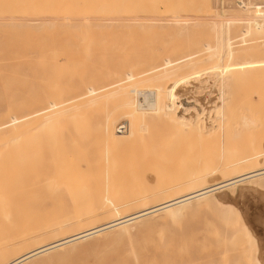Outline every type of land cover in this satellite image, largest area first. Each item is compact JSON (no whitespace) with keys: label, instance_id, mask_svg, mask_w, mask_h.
I'll return each mask as SVG.
<instances>
[{"label":"rangeland","instance_id":"rangeland-1","mask_svg":"<svg viewBox=\"0 0 264 264\" xmlns=\"http://www.w3.org/2000/svg\"><path fill=\"white\" fill-rule=\"evenodd\" d=\"M34 1L35 0H29V1L28 0H0V15H8L9 12H10V14H15L17 16L20 15L18 18L16 17L15 20L14 19L0 20V56H2V57H0V72H1L0 73V84L3 85L2 87L0 85V90L1 91L4 90L2 92L0 91V94L3 95V96L1 95L2 97L0 96L1 97L0 102L4 101L5 105L7 104V102L10 99L15 98L13 96H11L12 98H10V99L8 98L10 96L11 92H13V94H14L17 91L20 92V90H22V94L17 92L21 95L18 97H20V99H30V98H28L29 96H31V98H32V97H34L33 94L35 95L37 92H42V90H44L43 92H50L52 90H57V91L58 90H62V91L66 90L67 91V90L75 89V88H77L83 84V82H84L85 78L87 77L89 71L94 73L93 70L95 69V67H97V68L101 67L102 68V66H103V68H104L105 61H106L107 67L114 68V66H116V68L118 69L119 72H121L122 70L123 71L129 70L131 68L130 70L134 71V73H136L135 71H139V70L143 69L147 65L162 63L163 62L162 59H164V58H170L171 60L176 61L179 59V57H181V53L183 55V53L185 54L187 51H193L194 50L193 46L190 43H192L194 45V47L196 49L194 51H197V50L201 49V47L203 48V45H201L202 43L204 44V42L205 43L211 42L214 40V37L218 35V32H216L215 30L211 31L208 24H204V23H206V21H210L211 19L212 20L215 19L216 17L214 15H216L218 12H219V14H221V13L224 14V12H225V16H231V15H235L234 13L238 14L237 11H239L237 5L234 6V4H236V3H234L236 0H188L187 2H185L187 4V6H185L184 9H183V7H181V9L179 10V11L183 10L184 12H179V13L191 14V16L198 18L195 20H198V22L203 23V24H195V25L189 24V25H187L185 27H181V28L177 25H169V26H165L163 28H158L157 33H154V34H153V31H150L154 36V37L151 36V38L152 39L155 38L156 41H154L150 38L148 39V37H150V34H149L150 32H148V30H153L154 28L148 29L150 27V25H148L147 22H145L146 25H144L145 23L141 24V22H140V23H136V24L132 23V24H127V25L122 24L121 26H120V24L110 26V28H113V29L107 30L108 31L106 34L107 37L105 36V31H106L105 28L108 29L109 27L105 26V28H102V31L104 29V31H103L104 37H103V34L100 33V35H102L100 37L103 40L102 42H104L105 40L107 41V42H105V46H104V44H102L103 47L106 49V51H105V49L103 47L102 48L104 50L99 48L100 44L96 43L97 41L94 40L96 37H98V35H99L98 32L99 31L102 32L101 28L99 29L98 27H97L98 28L97 31L99 30L98 32L96 30H94V29H96L95 25H94L95 27H92L93 26L92 25L90 28H86V25L83 24L82 22H77V21L76 22H70V21L68 22V21H65L62 19L59 20V18H57L56 20L53 19L55 22L54 21L52 22V20L51 21L47 20V21H45V23L44 22L43 23L36 22L34 24H27V23H25V20L27 18H31V17H43L44 16L43 14H46L45 16L47 17V15L50 16V15L56 13V11H58V13L68 12V14H69L74 9L76 12H74V14H73V12H72V14H69V15H72L71 17H73V15L76 16L77 14L75 15V13H78V12L80 14L78 13L79 15H77V16H80V15L83 16L85 13H87L86 10H88L90 12V13L88 12V14H91V13L97 14V12H98V14H108L109 12H110L109 14H112V13L113 14H117V13L120 14L119 12H121V15L122 14L123 15H125V14L130 15L132 13L133 15L136 14L137 16L138 15L139 16H142V15L146 16L148 13L151 12V9H152V8L148 7L152 4V2H150L151 4L149 3V1H151V0H135V1L134 0H127V4H125L126 0H122L121 3L120 2L118 3L119 5L117 7V8H120V6H121L122 8H120V11L118 9L119 12H117V13H116L117 8L111 7V5L114 6V2H115V5L117 6L116 2H118V1H115V0H112L113 4H111L110 6H108V5H109V3H111V0H107V1L106 0H89V1L88 0L87 1L86 0H63V1L62 0H37L35 2ZM84 1H86V2H84ZM157 1H159V0H157ZM245 1H250V2L255 3L257 5H263L264 6V3H263L264 0H245ZM32 2L34 5L32 4ZM105 2H108V4L106 5ZM132 2L135 5V7H133V9H132V6H134V5L130 6L132 4ZM135 2H137V3H135ZM55 3H56V5H55ZM82 3H83V6H82ZM88 3H90V5ZM99 3H101V4L99 5ZM124 4H125V6H123ZM143 4H145V5L143 6ZM158 4L161 5V3H158ZM57 5L59 7V10L57 9ZM66 5L71 6V7H69V10L67 9L68 7ZM78 5L80 6V8H78L79 7ZM101 5L102 6L106 5L107 9H105V7L101 8L102 7ZM136 5H139V6H136ZM203 5H205V6H203ZM98 6L101 9H99ZM183 6H184V4H183ZM124 7H125V9H124ZM63 8H64V10H63ZM96 8H97V10H96ZM135 8H137V9H135ZM186 8H188V9H186ZM65 9H67V10L65 11ZM79 9L81 12L83 11L85 13L82 12L83 13L82 14L79 11ZM111 9H112V11H111ZM131 9L134 11V13ZM90 10L91 11L95 10V13L91 12ZM98 10H101L103 13L101 11L99 12ZM11 11L14 13H12ZM52 11H54V12H52ZM1 12H4V13L2 14ZM211 12L214 14V15L212 14L213 16L211 15ZM251 12H253V13H251ZM37 14H40L41 16L40 15L37 16ZM250 14L260 15V16L264 15V7L259 8V9L258 8L257 9L252 8V9H250ZM46 22H48L47 26H46ZM50 22H52V23H50ZM37 23H38V25H37ZM55 24H56V27H55ZM81 24H82V27L80 26ZM129 25L132 27H130ZM174 26H175V28H174ZM191 26H192V28H191ZM254 26L256 27L255 29L253 28V30H254L253 35L254 36L252 35L253 30H251L250 31L251 32V34H250L251 39H250V35H248L249 39H248V41H246L242 45V47H241V44L240 43L238 44V42H236V41L238 40L237 35H240V31L244 27V25L241 23H236V24L230 26V35H229L230 38H232V40L237 39L234 41V43H232L233 49L235 48V52L233 53L232 60L237 62L236 63L237 65L235 63H234L235 65H233V61H231V63L229 64L231 66V69L233 70V72H231L229 65L227 66V70H225V72L222 71V67H220V69L218 68L219 66H223L222 63L224 61L223 60L224 58L222 56H219V58H220V60L218 59L219 61L218 60L215 61L218 64H220V65L217 64L216 65L217 67H215V66L213 67L212 64L208 65V64H206V62H200V63H202L203 67L197 66L198 67L197 69L190 72V74L192 73V75H190V76L188 75L189 71H183L184 68H186L187 70L189 69V67H186L184 65V62H180V64L178 63L179 65L177 64V66H181V67L178 68L176 73L181 74L180 72L183 71L182 76L187 74L188 77L187 76L181 77V78H184V79L180 80V82H179V83H181V86L180 85H179L180 87L177 86V89H179L180 92L178 91L177 95H175V98L173 99V102H172V104L174 106V112L179 114L180 116H185L188 118H192V117H195L197 115H199V117H201L202 120L204 118L205 120H203V124L206 127L205 129L209 130V128H210V130H212V133H211L212 136L211 137H213V139L211 137H209L210 133L208 134V137H206V135H204L205 138H199V137L196 138L194 136L191 137L188 135L179 134L178 132H173L174 128H173V126H171V124L169 122H165L163 119L161 120V119H158L156 117V118L148 119L147 121L146 120L143 121L146 123L147 129L142 130L143 132L141 131L142 136H140V137L136 136L135 140H132L134 142H130L128 144L127 143L117 144L116 147L112 149L115 153L110 152L111 151L110 149L102 150L105 147H107V145H105L106 141L102 140L101 138H98V136L95 135L94 133L89 135L88 133L85 132V133H83L82 136H74V137L70 136L69 138L62 137V138H60L61 140L58 139L56 141H51V142L49 141L50 144L48 142H46V144H44V146L48 150L47 151L48 158L54 159L55 164H58L60 168L69 169V170H72L74 172L79 171V172H86L88 174H90L92 172L94 174V173H97L98 171H101V170L108 168V169L112 170L114 172V174H116V176H118V177L122 176V178H120L119 181L113 182V183H111V185L115 186V187H120L121 189H124L123 190L124 193L137 192V191H141L144 188H146L148 190L152 188L153 190H155L154 188L158 187V186L168 188L169 185H172V184H174V185L178 184V185L176 187L177 191H173L174 188L172 190L171 186H170L171 191H173L174 193H179V192L185 190L186 188H189L190 186H192L191 185L192 183H189L191 181V176H190L191 172H193L195 175L197 173V171L201 170V168L203 169V167H204V169H210V168L215 166V165L212 166L209 164L208 166H211V167H207V165L206 166H205V164L203 165V163H204L203 161H205V160H203L202 161L203 167H202V165L199 164V162L202 160V158H201L202 155H196V151H194V149H195L194 146H196V149L198 148V151H199V148L201 149V147H204L207 144L208 145L212 144L213 148L211 149V151H213V149H216V150H218L220 155L216 154L215 153L216 151L214 152L215 154H213V152H212V154H210V155H209V153L205 154L206 152L203 153V151H204L203 149H202L203 151L202 150H200V151H202L201 154H205L203 156L215 155L214 156L215 158L217 157V155L218 156L222 155V157L225 155V153H223V154H221V153L223 152L222 150H224L223 148H225V146H226V148H228V149L225 150L224 152H226V157L228 158V160L225 156H224L225 158L223 157V160H222V157H219L220 161L218 160V158L215 161H213L214 160L213 158H212L213 160H210L211 158L209 159L211 161V162L209 161L210 163L214 162V164H217V166H220V167L222 165H225L223 162L228 163L229 159H231V161H232V159H234V161H235V159L238 158V159H236V161H237V160H239L241 155L242 156H244V155L245 156L246 155L251 156L253 154H255V157H254L255 161H254L253 157L251 156V157H249V159L252 158L251 163L254 162L253 165H256V166L264 165L263 163L260 164L261 160L263 159L261 156L264 154V152L263 153L261 152V154H262L261 156L259 153L260 151L264 150V148H263L264 147V130H263L264 129V67H263L264 66V48H261L264 46H260L264 42L263 41L264 24H258V25H254ZM254 26H251V28ZM26 27H28V28H26ZM43 27H45L46 29ZM52 27H53V29H52ZM77 27H79V29ZM83 27H85V29ZM133 27L138 28L137 30H135V32H133L135 34L132 33L133 30L132 31L130 30V28L135 29ZM143 27H145V29H143ZM61 28H62V30H61ZM91 28H94V29H92V30H94L93 35H95L96 37L94 36L95 37L94 38V37H91L92 35H90L91 39L89 37H86V36L84 38L85 30L88 29V31H89V30H91ZM126 28L129 31L128 35L124 34V33H126L125 32ZM257 28L260 29V30L258 29L260 32L259 33L260 35L257 34V32L255 33V31H257ZM1 29H3L4 31ZM21 29H22V32H21ZM32 29H33V31H29ZM73 29H75V30H73ZM77 29L79 31H76ZM123 29H124V32H122ZM26 30H28V31L26 32ZM110 30H112V33H110L111 32ZM54 31H55V33H54ZM261 31H262V33H261ZM42 32H43V34H42ZM90 32H87V33H90ZM136 32H138V34L141 33L140 34L141 36H142V33H144L143 36L145 35L148 37L142 38L139 35L140 37H138V38H141V39H140V42L139 41L137 42L138 39H136L135 36H133V38H132V36H130V34L131 35H137ZM234 32H236L237 35L235 34V36H234ZM26 33H28V34H26ZM95 33L98 35H96ZM120 33H121V35L119 36ZM174 33L177 34L176 38H178V41L175 40V38H174L175 36H173V35H175ZM178 33L182 34V36H179ZM110 34L111 35L112 34L113 35L118 34V35H116L117 36V38H116L113 35L111 36ZM66 35H68V37H65ZM108 35L111 36L112 41L110 40V37H108ZM27 36H28V38H27ZM87 36H88V34H87ZM255 36H259V37H255ZM52 37H53V39H52ZM61 37L63 38V40ZM64 37H65V39H64ZM254 37H255V39H254ZM86 38L87 39L89 38V39L87 40ZM92 38L94 41H91ZM113 38L116 40V41L114 40V42H118V45L116 44L115 47L113 45L114 44ZM145 39H147V41ZM186 39H187V41H186ZM97 40L100 41L101 39H97ZM118 40L122 41L121 44H119ZM169 40L172 42H169ZM246 40H247V38H246ZM25 41L26 42L30 41V43L29 42L28 43L30 45L32 44L31 48H29V45H27L28 43H26ZM38 41H40V43ZM42 41L45 43L47 42V46H49V47H50L52 41H53L52 45L54 43L57 44V42H59L61 47L58 44H57L58 46H56V44L54 45L55 47H57V49L56 48L55 49L57 50L56 54L58 55V57H59L58 53L62 50L67 49V48H69V49L71 48V50L73 52L70 51L71 54L69 55V57L67 59L62 60V57H60L62 62L60 61V62H58V64H56V61H54L55 59H53L56 57L55 53H54L55 49L53 51L51 49L52 46L50 48H48L45 45L47 48L46 49L45 46L43 45L44 43ZM61 41L63 42L64 46H62ZM64 41H66V42H64ZM83 41H84V43L87 41L86 44H88V45L85 44V46H84L85 48L87 46H90V44L95 45V43H96L99 47L97 45L96 46L99 49H101V50H99V52H98L99 54H98V53H96L97 50H95V52L93 53V51L91 49L93 47H87L88 51L92 52V58L94 57L93 60L89 59V57H90L89 55H91V54L85 53L87 51V49H84L83 50L84 52H81L78 49L79 47L77 48V46L79 44H80L79 46H82L81 43ZM141 41H142V43H141ZM164 41L166 42L165 44H167V46L169 45L168 47L163 46ZM34 42L38 43V44H36L37 46L35 45ZM68 42H70V43H68ZM22 43L23 44L26 43V46H23ZM74 43H77L78 45H76ZM106 43H107V45H106ZM135 43L136 44L138 43V45H136ZM259 43H261V44H259ZM33 44L35 46L34 47L35 49H37L36 47L40 46V44H41V46L38 48L39 50L38 49L34 50V48L32 47ZM70 44L72 46H70ZM134 44H135V46H134ZM20 45H21V47H20ZM119 45H121V48H118L119 49L118 53L113 51V50H117L116 48L119 47ZM124 45L129 46V47H126V49H128L131 52H128V50H126L125 47L122 50ZM255 45L258 47L255 48L256 47ZM58 47L60 48V50H58ZM64 47H66V48H64ZM84 47L82 46L80 48V50L83 49ZM43 48H45L46 51H48L47 54L45 53V49H43ZM20 49H22V50H20ZM40 49H41V51H40ZM42 49L44 50V52ZM50 49H51V51H50ZM69 49H67V50H69ZM110 49H112L111 50V52L113 51L112 53H108V51H110ZM242 49H244V50H242ZM246 49H247V51H246ZM254 49L255 50L257 49V51H254ZM23 50H27V51L25 52ZM93 50H94V48H93ZM237 50L242 51L243 53H244V51H245V53L247 52L246 58H244L245 53L241 54ZM21 51L23 53H21ZM41 52H43V54H41ZM49 52H51V53L53 52V54L51 55V53H49ZM106 52H107V54H106ZM120 52L121 53L124 52V53L120 54ZM248 52H249V54H248ZM39 53L42 56H45L44 58L42 57L43 58L42 60L40 58L41 56ZM101 53H103V54H101ZM116 53L118 56L116 55ZM235 53L239 57L234 55ZM21 54L23 56L26 55V57H28L27 59L31 58L30 59L31 61L33 59V63L34 62H36V63L42 62V64L44 63L47 70L45 69L44 65L41 66L40 64H37V66L39 65V68L37 69L38 71L35 70L36 69L35 68L36 63L32 64L33 66L35 65V67H34L35 69L33 67H31L32 69H30V67L29 66L27 67L26 65H30L31 63L29 64L27 62L28 60L25 57H23ZM72 54L74 55L73 57L76 56V59L82 55L80 57L81 59L76 60L75 58H71ZM75 54H77L79 56L77 57V55H75ZM28 55H30V56H28ZM123 55L126 57L123 58L124 57ZM248 55H250V56H248ZM53 56H55V57H53ZM22 57L27 60V61L26 60L25 61L28 64H25L26 62L24 63L23 61H21L22 59H20V58H22ZM49 57H50V59H49ZM103 57H104V59H102ZM105 57L107 60L105 59ZM39 58L41 61H39ZM51 58L53 59V62H52ZM127 58H129L130 60ZM235 58H237V59H235ZM248 58L249 59L251 58V60H249ZM44 59L45 60L47 59L46 63L44 62L45 61ZM86 59H88V60H86ZM95 59H96V61H94ZM13 60H15V61H13ZM69 60L70 61L72 60L73 63L70 62ZM100 60H103V61L105 60V61L103 63V61L100 62ZM124 60H125V62H124ZM241 60H242V62L245 61L246 64H248V66L246 65V66L242 67L243 63L241 62ZM247 60H249V62H251V64H253V65L250 64V66H249V62H247ZM253 60H255L257 62H255ZM64 61H65V63H67L66 65L68 67L66 65H65L66 67L63 66L62 63ZM87 61L89 63L88 65H87ZM221 61H222V63H221ZM22 62H23V64H22ZM83 62H86L85 66H84ZM94 62H95V64H94ZM96 62H98V63H96ZM17 63H18V66H16ZM200 63H198V64H200ZM21 64L23 66H26V67L20 66ZM90 64L91 65L94 64V65L92 67H90L91 66ZM135 64H136V68L134 66ZM213 64H215V63H213ZM231 64L233 65V67ZM13 65L15 66V68L13 67ZM206 65L208 68L206 67ZM240 65H241V67H239ZM40 66L43 67L42 68L43 71H42ZM51 66L54 67V68H52L53 70H50ZM106 66L104 69L107 68ZM209 66H211V67H209ZM182 67H184V68H182ZM236 67H238V68H236ZM77 68H78V70H77ZM214 68H216V70H218V71H216ZM244 68L245 69L247 68V70L249 69L248 73H247V71L244 72ZM28 69H30V71L32 70L31 71L32 73L28 72ZM109 70H111V69H109ZM196 70H198V71H196ZM235 70H238V72L239 71L240 72L237 73ZM33 71H34L35 75L37 74L36 75L37 77L36 76L34 77V75H32ZM4 72H5V74H4ZM43 72H45L46 74H43ZM195 72L197 74H194ZM242 72H243V74H245V76L242 75L243 77L241 76ZM106 73H107V71L105 70L104 74H106ZM220 73H222L224 75H222ZM27 74L29 75V77H31V79L34 77L33 78L34 82L27 78L28 77ZM237 74H238V78H236ZM64 75L66 76V78H63ZM216 75L218 76L219 80L216 79L217 78ZM24 76L25 77L27 76L26 78L28 80L25 81V79H26L25 78L24 81H22L23 84H21L20 81H21L22 77H24ZM49 76L51 78H49ZM239 76L241 78H239ZM37 78H39L40 81L39 80L37 81ZM187 78H189V79H187ZM232 78L234 79V82H235V84H233V85H231L232 83H234L232 81L233 80ZM65 79L66 80L68 79V80L65 81ZM214 79H216V80H214ZM29 80H30V82H29ZM69 80L70 81L72 80L71 83H73V84H71ZM236 80H237L238 84L236 83ZM31 81H32V84H31ZM140 81L142 84L141 83L138 84L137 88L145 89V87L146 88L150 87V85H148V84H150V83H148L150 81H147V80L145 81L142 78L140 79ZM142 81H145V82L143 83ZM170 81H172V79L168 80L166 83L169 84ZM212 81H215V82H212ZM216 81H217V83H216ZM13 82H16V83H13ZM25 82L26 83L28 82V84L26 85ZM39 82L42 84V86L44 85L45 87L44 86L41 87V84ZM242 82H243V84H242ZM4 84H6V85L4 86ZM24 84L26 85L27 88L26 87L23 88V89H25L23 91V89H21V88L24 86ZM37 84L39 85L38 87L35 86ZM230 85H231V87L236 86V88L239 86V88H237V89L234 88V90H236V91L239 90V92H236V93L232 92L233 93L232 94L228 90L231 88ZM5 87L7 89L9 88L10 91L11 90H13V91H11L9 94V93H7L9 91L6 90ZM30 87H31V89L33 88V90H30ZM35 87H37V89L39 87H41V90H40V88L38 90H36V89L34 90ZM233 87L230 90H232ZM13 88H15L16 90ZM28 89H29V91H28ZM150 89H152V88H150ZM211 89H212V92H211ZM222 90H223V92L225 91V93L227 95L230 93H231L230 94L231 96L234 95V93L236 95L235 101H232L233 99H231L232 98L231 96L228 97L231 99V100L229 99V102H228V103H230V106H231V108H229V105H228L229 109L227 108V106H224L227 104L226 101H228V98H227V100H225L226 104H221L222 102L220 99H217V98L215 99L216 96L217 97L221 96ZM214 91H216V92H214ZM228 91H229V93H228ZM251 91H252V93H249ZM255 91L257 93H254ZM17 93H15L16 96H17ZM26 93H27V95H25ZM238 93H239V96L237 97ZM259 93H260V95H259ZM139 96H140V94L138 95V97ZM256 97H258V98H256ZM233 98H234V96H233ZM112 99L116 101L115 104H114V101H111ZM109 101H111V102H109ZM109 101H107V103H104L103 105L105 107H107L106 105H108L109 109L115 108L119 105V96L116 95V96L110 98ZM165 101L169 102L168 99H165ZM230 101H232V102H230ZM4 104L2 103L1 104L2 106L0 105V108H3L5 106ZM215 105L216 106L221 105V107L219 108L220 113H219V111H218V113L214 112L213 109H215V107H214ZM222 107H226V109L223 108L224 112L228 111V112H226L227 116H225V118L227 117L226 122H227L228 128L225 126L227 128V131H226V129L223 130L224 125H223V121L221 119L223 117L222 115H224V114L222 111ZM242 113L245 114L246 116H247V114L251 116V117L250 116L249 117L247 116V117L249 119L251 118L250 124H252V125H250L248 122V124L246 126L247 128L245 127L246 129L241 131V133H242V134H240L241 136H238V133H237L236 138H233V137H231V135L234 133V135H232V136L235 137V129L234 128H236V125L238 124L237 122H239V118L241 117V115H243ZM191 114H192V117H191ZM219 119H220V123H219ZM215 120H218L217 121L218 123ZM118 122L119 123H116V124H118V125H116L117 127L121 123L125 124V123H123V120H120ZM216 123H217V125H216ZM83 124L84 123L79 124V123H74L73 121H69L66 124V127L74 135L75 133H73V132L77 131L78 129H83V127H84ZM71 125H72V127H71ZM73 127H75V128L73 129ZM169 127H170V129H169ZM212 128H214V129H212ZM170 130H172V131H170ZM174 131H175V129H174ZM215 132L216 133L218 132L216 134L217 136L214 135ZM223 132H225V135L227 138L223 135L224 134ZM172 133H173V135H172ZM227 133H228V135H227ZM175 134L178 136H176ZM218 134L220 135V137ZM215 137L216 138L219 137L217 139H218V142L220 141L219 142L220 145H218V142H217ZM229 137H230V139H229ZM181 138H183V139H181ZM238 138H239V140H238ZM196 140H197V142L199 141L198 144H196L197 142H194ZM232 140H234V141H232ZM181 141H184V143ZM230 141H231V143H229ZM155 142L158 143L156 146H159L160 144H162L164 146V145H166V143H168L167 145H169V147H168L169 151H165V152H168L167 156H169V157L164 156V155H162V157H160V155L163 154L162 153L163 150H160L161 148L160 149L153 148L154 146L152 147L151 145H153ZM260 143L262 146L260 145ZM57 144H59V147ZM76 144H77V146H76ZM194 144H196V145H194ZM104 145H105V147H104ZM162 145H160V147H162ZM172 145L177 146V148L174 146L172 147ZM197 145H198V147H197ZM232 145L234 148L232 147ZM100 146H103V147L101 149H98V148H100ZM188 146H192L194 149L190 148L192 151H189ZM260 147H261V149H260ZM154 149L155 150L157 149L160 151V152H157L158 153L157 156L155 155V159H153L154 157L152 155L155 151ZM238 149H240V150L237 151ZM99 150H100V152H98ZM150 150H153V153H152V151L150 152ZM103 151H108V154L110 152V155H108L107 153H105ZM119 151L122 153L121 155H124V156L126 155L125 156L126 158H124V156H119V153H120ZM227 151H229V152H227ZM231 151H232V153H230ZM240 151H242L243 154L242 153L236 154L237 152L239 153ZM51 152L53 153L54 156H52ZM59 152H61V153H59ZM101 152H103L105 154L102 155L103 153H101ZM209 152H210V150H209ZM111 153H113V154H111ZM257 153H259V156L257 155ZM64 154L65 155L69 154L68 159ZM106 154H107V156H106ZM197 154H198V152H197ZM61 155H63V156H61ZM130 155H131V157H130ZM256 155H257V157H261V158L257 159ZM103 156L104 157L106 156V159L108 157L106 162L104 161L105 158ZM109 156L112 158V160L109 159L110 158ZM116 156H118L119 159ZM58 157H59V160H58ZM72 157H74L75 159ZM163 157H164V159H163ZM69 158H70L71 162H69L70 161ZM160 158H162V159H160ZM242 158H245V157H242ZM38 159L41 162H45L47 160V158L44 157L43 155H39ZM249 159H247V161ZM67 160H69V161H67ZM85 160L86 161L88 160L89 164L91 165V163H92V165L86 166V164H88L87 162H86V164L83 165V163H85ZM108 160L110 163L108 162ZM124 160H125V162L122 163V161H124ZM256 160H257V163H256ZM3 161H4L3 156H2V153L0 152V196H1L0 199L3 197L2 196L3 195L2 192L4 189L3 187H4V184L6 183V177H5V173L3 170V167H4ZM115 161L118 163H115ZM104 162H105V164H110V167H107V165H105ZM206 162H208L207 159H206ZM215 162H217V163H215ZM248 162L250 163V161H248ZM262 162H264V159L262 160ZM121 163L123 165H125V167L122 166ZM221 163H223V164L220 165ZM241 163H242V161H241ZM249 163H248V166L250 165ZM111 164H113V165L115 164V167L116 166L117 167L115 168ZM152 164H154V165H152ZM206 164H208V163H206ZM246 164H242L243 167ZM242 165L241 166L238 165V166L241 168ZM132 166H134V168L135 167L136 168L134 169ZM239 167H234L233 165H231L230 169L228 170V173H235V171L240 170ZM250 167H251V165H250ZM127 168L129 169V171ZM155 168L157 170H154ZM236 168H238V169L236 170ZM125 169H127V170H125ZM136 169L138 170V173H137V171H135ZM130 171L133 173H131ZM193 173L191 175H193ZM230 175H232V174H230ZM6 176H8V173L6 174ZM91 176H93V175H91ZM88 177L91 178L90 176H88ZM261 177H264V176H261ZM193 179H194V177H192V180ZM257 179L258 178H251L249 180L238 182V183H235L231 186L224 187L222 189H217V190L211 192L209 194V197L212 198V195H213V198L217 201V202H215L217 205L215 203L207 202L205 200H192L189 203L190 205L189 206L187 205V207H189L190 209L185 207L184 212L182 210L183 214L180 213L179 215H177V217L181 216L179 218L180 219L179 223L177 221H174L178 218H175L173 220L174 217L172 218V217H170V215H167V217L165 216V218L161 217L164 220L161 219V221H159V218L156 216H163L160 212L157 214H154V220L155 221L153 220V218H151L153 215L152 216L146 215V216H144V218H142L143 221L145 220V223L141 222V224H139L140 226L139 225L131 226V228L133 230H131V228H130V232H129L130 238H129V236H127L129 239L127 237H125V238L123 237L122 241L119 239V241H121V243L119 244L120 247L118 245V241H116L115 243L112 242L113 236L111 237V235L112 234L115 235L116 233H117L116 235H119L118 234L119 231L118 232L116 231L118 229L116 227H112V228L105 230L104 232H101L100 235L98 233L99 236L93 234L92 236L94 238L92 236H88L86 238L80 239L83 243H81L80 240H79L80 243H78L79 242L78 240L74 241L73 242L74 245H73V243H71V244H68L67 246L66 245L64 247L61 246L58 249L56 248V250L55 249L50 250V251H54V252L49 253L50 251H48V252L38 254V255H36L37 257L36 256L33 257V258H36L35 260L32 259V257L30 258V259H32L31 260L32 262H30V259H27L24 262H22V264H256L255 263L256 261L254 260L255 257L257 259H259L260 264H264V182H263V184H259L260 188H257L258 185H255L257 183L256 182ZM164 181H166V182H164ZM181 181H187V182H181ZM179 182H181V184ZM165 183H168V184H165ZM91 185H96V184L93 183ZM180 186H182V187L180 188ZM152 189H151V191H152ZM168 190H169V188H168ZM215 192H218V193H215ZM251 193H253V194L251 196H249ZM217 197H219V198L217 199ZM20 200H21L23 206H26V201H27L26 196L25 195L23 196V194H22ZM76 201L79 204H83L82 198H79ZM218 201H220L222 203L224 202L226 205H228L227 203H229L228 206L233 208L232 212L235 213V214L232 213L233 216L231 215V218L234 221L236 219L237 223L234 222L231 224V226H229L230 224L228 225V223H227V226H225L226 224H225L224 218L222 216H221L222 218L221 217L219 218V216H217V217L215 216L217 214L214 211L219 212L218 208H219V205L221 204V203L219 204ZM1 202H2V200H0V203ZM202 202H204V203L202 204ZM196 203H198V204H196ZM199 203H201L202 205ZM32 204H30V205L33 206ZM211 204H213V205H211ZM197 205H201V206H197ZM214 208H215V210H214ZM185 209H189V210H185ZM218 214L221 215L220 212ZM155 217H156V219L157 218L158 219L156 220ZM218 219H220V220H218ZM149 220H151V221L149 222ZM171 220H173L175 224L178 223L179 225L173 224L171 222ZM219 221L222 223H220ZM142 223H144V225H142ZM145 224H147V225H145ZM148 224H150L152 226L150 227V225L148 226ZM154 224H156V225H154ZM164 224H166V225L164 226ZM141 225L143 226L142 228H141ZM158 225H160V226H158ZM157 226L159 227V229H160V227H162L163 229L159 230ZM224 226L227 227V229ZM242 226H243V228H241ZM156 227L159 230L158 231L159 233L163 232L162 235L160 233L161 236L159 235L160 239H158L157 242H156V239L159 236H157L158 232L156 231L157 229H155ZM114 228H116V229L113 230ZM148 228L150 229L149 230L150 233L148 231ZM241 229H244V231ZM109 230H111V231H109ZM112 230L115 231L116 233L113 232ZM151 230H154V232H151ZM176 230H177V232H176ZM178 230H179V233H178ZM227 231H229V232L227 233ZM231 231H233V232H231ZM234 231H236V233ZM106 232L107 233L109 232L111 235L108 234L107 238L104 235L102 238L103 233H105L107 235ZM202 232H203V234H202ZM208 232H210V234L206 235ZM224 233L227 236L230 235L226 239V242L220 241L222 238L225 237ZM133 234L135 237L133 236ZM148 234H150L148 236L150 238L147 237ZM136 237H137V239H136ZM119 238H120V235H119ZM132 238L136 239V241H134ZM142 238L143 239L144 238L149 239V241H153L154 246L152 245V243H150V242L148 243L147 242L148 240L142 241ZM152 238H153V240H152ZM219 238H221V239H219ZM103 239H104V242H102ZM115 239H116V236H114V241H115ZM202 239H204V240L202 241ZM108 240H112V241L109 242ZM116 240H118V237ZM130 240H133V241H130ZM222 240H224V239H222ZM123 241H124V243H123ZM129 241L132 243V248H135L134 250L136 252L135 253L133 250V252L135 254L133 253L131 255H134L138 261L136 259H134L135 257L133 258L132 256H128L130 254H128L127 251H130L129 253H131V251H132V250L128 249V248H131V245H130L131 243ZM145 242L148 244H146ZM220 242H221V244H219ZM103 243L104 244L107 243V244L104 245ZM109 243H114V244H111L112 248L110 247ZM128 243H130V244H128ZM136 243L138 245H136ZM167 243H169L168 247H165V246H167ZM182 243H184V244H182ZM201 243L202 244L206 243L202 248H205L207 246L206 248L209 250H207L205 248L206 251L204 250L201 252L200 251V248L202 246ZM72 245H73V247H72ZM113 245L114 246L118 245L117 247L115 246L116 248L114 249V251H113V248H114ZM155 245H157L158 248H157V246L155 247ZM170 245H173V246H170ZM179 245H182V246H179ZM104 246H107V247L109 246L110 249H112V250L110 251L109 247L107 248L108 249L107 250L106 247H104ZM139 246L141 249H142L141 246H143V248H145L144 250L146 252H144V250H141V252H140ZM149 246H151V247H149ZM178 246L181 249H178L179 252L177 253ZM209 246H211V247H209ZM118 247H119V249L117 250ZM159 247H161L163 249L159 251L158 249H161ZM185 247H187V248L184 249ZM164 249H165V251H163ZM182 249H184V250H182ZM116 250L118 251V253L116 252ZM197 251H198V253H197ZM125 252H127L128 255L127 254L126 255L128 257L126 255H124ZM145 253H147V254L145 255ZM39 255H40V257H39ZM147 255H148V259H147ZM26 261H29V262L27 263Z\"/></svg>","mask_w":264,"mask_h":264},{"label":"bare ground","instance_id":"bare-ground-1","mask_svg":"<svg viewBox=\"0 0 264 264\" xmlns=\"http://www.w3.org/2000/svg\"><path fill=\"white\" fill-rule=\"evenodd\" d=\"M35 1H37V0H35ZM86 1H84V2H86ZM115 1H118V2H116L117 6L115 5V2H114V6L115 7L111 5V4H113L112 0H111V3H109L108 6L111 5V7L117 8L118 5H119L118 3L119 2L121 3L122 0H115ZM187 1L188 0H159V1L151 0V1H149V3L152 2V4L150 3L152 6L148 3L150 5L148 7L152 8V9H151V12L148 13L146 16H144V15H142V16L138 15L137 16L136 14L133 15L132 13H131L132 15L130 13H129L130 15H127V14H125V15L122 14L121 15V12H119V11H120V8H122V7L120 6V8H117V10H116V13L119 12L120 14H118V13L117 14H113V13L109 14L110 13L109 11H108L109 13L107 12L108 14H98V12H97V14H93V13L88 14L89 11L86 10L87 13L82 11L83 13H85L83 16H81V15L77 16V15L80 14L78 12L79 14L75 13V15L76 14L77 15L76 16L73 15V17H71L72 15H69V14H72V12L74 14V12H76L75 9H74L72 12L70 11L71 13H69V14H68V12L58 13V11H56V13H54V14H52L50 16L47 15V17L45 16L46 14H43L44 15L43 17L27 18L25 20V23H27V24H34L36 22H41V23L44 22L45 23V21H47V20H50V21L52 20V22H53L54 20L59 18V20L62 19V20L68 21V22L69 21L70 22H76V21L77 22H82L83 24L86 25V28H90L92 25H93L92 27L96 26L95 27L96 29L91 28V30L94 29L96 31H97L98 28L99 29L101 28V31H102V28H105V26L109 27L108 29L105 28V30H106L105 31V36H106V34L108 32L107 30L113 29V28H110V26L118 25V24H120V26H121L122 24L127 25V24H132V23L136 24V23H140V22H141V24H143V23L147 22L148 25H150V27H151V28L149 27L148 29L154 28L153 30H148V32L153 31V34H154V33H157V29L158 28H163V27L169 26V25H177V26H179L181 28V27H185V26H187L189 24H193V25H195V24H203V23L198 22V20H195V19H198V18L191 16V14L179 13V12H184L183 10H181V11H179V10L181 9V7H183V9H184V7L187 6V4L185 3ZM90 3H88V4L90 5ZM105 3H106V5L108 4V2H105ZM135 3H137V2H135ZM158 3H161V5H159ZM234 3H236V4H234V6L237 5V7L239 9V11H237L238 14L234 13L235 15L225 16V12L224 11H223L224 14L223 13L219 14V12H218L216 15H214L211 12V15L213 14L216 18L213 19V20L211 19L210 21H206V23H204V24H208L209 25L211 31L215 30L216 32H218V35L216 34L217 36L214 37V40L211 41V42H206V43L204 42V44L202 43L201 45H203V48L201 47V49H199L197 51H194L196 49H195L194 45L192 43H190L193 46L194 50L193 51H187L188 53L187 52L185 54L183 53V55L181 53V57H179V59L176 60V61L175 60H171L170 58H164V59H162V61H163L162 63L147 65L143 69H141L139 71H135L136 73H134V71L130 70L131 68L129 70H124V71L122 70L121 72H119L118 69L116 68V66H114V68L107 67L106 66V61L104 60L105 61L104 68H105V66L107 68L104 69L102 65H101L102 68L101 67H99V68L95 67V69L93 68L94 69L93 70L94 73L89 71L87 77L85 78V80H84V82H83V84L81 86H79V87H77L75 89H72V90H67V91L66 90L65 91L52 90L50 92H43L44 90H42V92H37L35 95L33 94L34 97H32V98H31V96L28 95L29 97L28 96L27 97L30 98V99H20V97H18V96H21L19 93L22 94V90H20V92L17 91L19 93L15 92V93H17V96H16L15 93H14L15 94L14 95L13 92H11L13 90L10 91L9 88L7 89L5 87V89L9 91L7 93L10 94V92H11V94H12V95L10 94V96L9 97L7 96V97L9 99L12 98L11 96H13L15 98L10 99L7 102L6 105L4 104V101L0 102V105L2 103L5 105L3 108H0V152L2 153L3 160H4L3 161V166H4L3 170H4V173H5V177H6V183L4 184V187H3L4 189H3V192H2L3 195L1 194L3 196L2 197L3 199L2 198L0 199V200H2V202L0 203L1 204L0 205V264H20V263L22 264V262H24L27 259H30L31 257H32V259L35 260L36 258H33V257L38 255V254H41V253H44V252H48V251L54 250V249L56 250V248L58 249L61 246H63V247L65 245L67 246L68 244H71L74 241H77V240L79 241L80 239L86 238L88 236H92L93 234L94 235H98V233H99V235H100L101 232H104L105 230H107L109 228H112V227H116L118 229L116 231L117 232L119 231L118 234L120 235V238H119V235H116L117 233L115 231H113L116 228H114L112 230L113 232L116 233V234L114 233L115 235H113V234L111 235L109 232L108 233L106 232L107 235L105 233H103L102 238H103L104 235L107 238L108 234H110L111 237L113 236V238H112L113 241L112 240H108V241L109 242L112 241L114 243L116 241H118V245H119L121 243L123 237L125 238V237L129 236V238H130V235H129L130 233L129 232H130L131 226L139 225V224H141V222L145 223V220L143 221L142 218H144V216H146V215H151V216L153 215L151 218H153V220H154V214H157V213L160 212L163 216H156L155 215L156 217L159 218V221H161V219H163L161 217L165 218V216L167 217V215H170V217H172V218L174 217L173 220L175 218H178V219H176L174 221H177L179 223V220H180L179 218L181 216L177 217V215L182 213V210L184 212V208L187 207V205L189 206L190 205L189 203L192 200H205V201L211 202V203L217 202L213 198V195H212V198L209 197V194L211 192L217 190V189H222L224 187H228V186H231V185H233L235 183L242 182V181H245V180H249L251 178H258L257 181H256L257 183L255 185H258L257 188H260L259 184H263V182H264V177H261V176H264V165L256 166V165H253L254 162L251 163L252 158H250L251 159L250 160L249 157L252 156L253 159H254L255 154H253L254 156L253 155H251V156L250 155L249 156L248 155H246V156L245 155L244 156L241 155V157L239 156L240 158L237 161H236V159H238V158H236L235 161H234V159H232L233 162L231 161V159H229V162H228L229 164L223 162L225 165H222L223 163H221L220 165H222V166L220 167V166H217V164H214V162L210 163L211 162L210 160L214 159L213 161H215L218 158V160L220 161L219 157H222V155L218 156V155H220L218 150L213 149V151H211V149L213 148V145L210 144V143H209L210 145L207 144L209 147L207 145L204 146V147L200 146L201 149L199 148V151H198V148L196 149V146H194L196 150L192 146H188V148H189V151H192L191 149H194V151H196V155H202L201 156L202 160L199 162L200 165H202V163L204 162L203 165L205 164V166L207 165V167H211V166H208L209 164L212 165V166L215 165L214 166L215 168L212 167L210 169H204V167L202 165L203 169L201 168V170L197 171V173L195 175H194L193 172H191L190 173L191 181L190 182L188 181V182L192 183L191 184L192 186H190L189 188H186L185 190H183V191H181L179 193H174L173 192V191H177L176 187H177L178 184L177 185L175 184L176 186L174 184L169 185V187H168L169 190L166 187H162V186H158L157 185L158 187H155L154 188L155 190H153L151 188L152 191H151V189L148 190V189L144 188L141 191L124 193L123 192L124 189H121L120 187H115V186L111 185V183L117 182V181H119L120 178H122V176H119V177L116 176V174H114V172L112 170L106 168L104 170L98 171L97 173L93 174L91 172L90 174H88L86 172H79V171L78 172H74V171L69 170V169L60 168L58 164H55L54 159H49L48 158V153H47L48 150L44 146V144H46V142H48L50 144L51 141H56V140H58V139H60L62 137L69 138L70 136L71 137L82 136L83 133L86 132L89 135L94 133L95 135L98 136V138H101L102 140L106 141L105 145H107L108 148L105 147V145H104L105 148L102 149V150L110 149L111 150L110 152H114L112 149L115 148L117 144H119V143H122V144L123 143H127L128 144L130 142H134L132 140H135L136 136L137 137L142 136L141 135V133L143 132L142 130L147 129L146 128L147 125L143 121H145V120L147 121L148 119H152V118H156V117L158 119H161V120L163 119L165 122H169L171 124V126H173V128L175 129V131H174V129L172 128L173 132H178L179 134L188 135V136H191V137L194 136L196 138L197 137L205 138L204 135H206V137H208V134L210 133L209 137H211L212 136L211 135L212 130H210V128H209V130L205 129L206 127L203 124V120H205L204 118L202 120V118L199 117V115H197L195 117H192V114H191V117L193 119L185 117V116H180L179 114L174 112V106H173L172 102H173V99L175 98V95H177V93L179 91V89H177V86H179V85L181 86V83H179L180 80L184 79V78H181V77H184V76L188 77V75L189 76L192 75V73L190 74V72H192L195 69H197L198 68L197 66H202L203 67L202 63H200V62H206V64H208V65L212 64L213 67L214 66L217 67L216 65L218 63L215 62V61L218 60V59L220 60L219 56H222L224 58V59L222 58L224 61H223V63L221 61L223 66H219L218 68L220 69V67H222V71L225 72V70H227V66L231 63V61H233L232 58H233V53L235 52V48L233 49V44L232 43H234V41L238 39L236 42H238V44L240 43L241 47H242V45L246 41H248V39H249L248 35L251 34L250 31L253 30V28L254 29L256 28L254 25L264 24V15L260 16V15L250 14V9H252V8L253 9L254 8L255 9H257V8L259 9V8L264 7L263 5H257L255 3H252L250 1H245V0H236ZM32 4H33V2H32ZM100 4L101 3H99V5ZM125 4H127V0H126ZM125 4L123 6H125ZM183 4H184V6H183ZM55 5H56V3H55ZM106 5H104V6L101 5L102 6L101 8L105 7V9H107ZM132 5H134L133 2H132V4L130 6H132ZM144 5L145 4H143V6ZM82 6H83V3H82ZM136 6H139V5H136ZM203 6H205V5H203ZM67 7L66 8L69 10V7H71V6H67ZM133 7H135V5L132 6V9H133ZM78 8H80V6ZM98 8H99V6H98ZM101 8H99V9H101ZM57 9L59 10L58 5H57ZM67 9H65V11ZM118 9H119V11H118ZM124 9H125V7H124ZM135 9H137V8H135ZM186 9H188V8H186ZM63 10H64V8H63ZM96 10H97V8H96ZM54 11H52V12H54ZM79 11H80V9H79ZM98 11L100 12L101 10H98ZM111 11H112V9H111ZM91 12L95 13V10H92ZM1 13L3 14L4 12H1ZM12 13H14V12H12ZM133 13H134V11H133ZM251 13H253V12H251ZM40 14H37V16L40 15ZM19 16L20 15L17 16L15 14H10V12H9L8 15H0V20H3V19H14L15 20L16 17L18 18ZM52 22H50V23H52ZM47 23L48 22H46V26H47ZM236 23H241V24L244 25V27L241 29L240 35H237L236 32H234V36L236 34L237 35V39L232 40V38H230V36H229L230 35V26H232V25H234ZM37 25H38V23H37ZM144 25H146V23ZM80 26L82 27V24ZM251 26H254V27L251 28ZM45 27H43V28H45ZM53 27H52V29H53ZM55 27H56V24H55ZM130 27H132V26H130ZM26 28H28V27H26ZM77 28L79 29V27H77ZM83 28L85 29V27H83ZM133 28H135V27H133ZM174 28H175V26H174ZM191 28H192V26H191ZM78 29L76 31H79ZM137 29H138L137 27L135 29L130 28L131 31L133 30L132 33L135 32V30H137ZM143 29H145V27H143ZM258 29L259 28H257V31H255V33L257 32V34L260 33L259 32L260 29L259 30ZM1 30H3V29H1ZM61 30H62V28H61ZM73 30H75V29H73ZM91 30H89V31H88V29L85 30V34L86 35L84 34V38L86 36V37H89L91 39V37L95 36V35H93V31L94 30H92V31ZM27 31L28 30H26V32ZM29 31H33V29L29 30ZM86 31L87 32L91 31L90 32L91 34L87 33ZM103 31H104V29H103ZM103 31L102 32L99 31L98 32L99 35L96 34L97 32L95 33L96 35H98L99 38L96 37V36L95 37L97 39H101L100 41H98L94 37L95 38L94 40L97 41V42L96 41L95 42L99 43L100 47L96 43H95V45L90 44V46H87V47H93L94 48V50H93V48H91L93 53L95 52V50H97L96 53H98L99 50L104 48L102 44H104V46H105V42H107L106 40L104 42H102L103 40H102V38H100L102 36V35H100V33L103 34V37H104V32ZM110 31H111L110 33H112V30H110ZM21 32H22V29H21ZM122 32H124V29H123ZM125 32L126 33H124V34H127V35L129 34V31L127 30V28L125 29ZM54 33H55V31H54ZM121 33L119 34V36L121 35ZM136 33H137V35H131L130 34V36H132V38H133V36H135V38L138 39L137 42L138 41L140 42L141 38H138V37L141 36L140 35L141 33H139V34H138V32H136ZM261 33H262V31H261ZM26 34H28V33H26ZM42 34H43V32H42ZM87 34H88V36H87ZM133 34H135V33H133ZM143 34L144 33H142V36H141L142 38L143 37H145V38L148 37V36H145V35L143 36ZM149 34H150V37H148V39L149 38L152 39L151 36L154 37L153 34L151 32ZM253 34H254V30H253L252 35ZM90 35H92V36L90 37ZM116 35H118V34H116ZM116 35L114 34L113 36L117 38ZM28 36H27V38H28ZM111 36L108 35V37H110V40L112 41ZM173 36H175L174 37L175 40L178 41V38H176L177 34H175ZM179 36H182V34H179ZM65 37H68V35H66ZM65 37H64V39H65ZM255 37H259V36H255ZM255 37H254V39H255ZM246 38H247V40H246ZM52 39H53V37H52ZM250 39H251V35H250ZM62 40H63V38H62ZM94 40L92 38L91 41H94ZM114 40L115 39L113 38V43L114 44L112 42L111 43L115 47L116 44L118 45V42H114ZM145 40L147 41V39H145ZM152 40L156 41L155 38H153ZM118 41H119V44H121L122 41H120V40H118ZM186 41H187V39H186ZM263 41H264V38H263ZM28 42L30 43V41H28ZM28 42H26V43H28ZM38 42L40 43V41H38ZM52 42H51L50 47L52 46L51 49L54 51V49L55 48L57 49V47L54 46L56 43H54L52 45ZM64 42H66V41H64ZM169 42H172V41L169 40ZM26 43H24V44L22 43V45L26 46ZM29 43L27 45H29V48H31L32 44L30 45ZM34 43H35V45L38 44L37 42H34ZM43 43H44L43 44L44 46L45 45L47 46V42L46 43L43 42ZM61 43H62V46H64L62 41H61ZM68 43H70V42H68ZM86 43H87V41L85 43L83 41L81 44L84 47ZM141 43H142V41H141ZM165 43L166 42L164 41L163 42V46L164 47H168L169 45L167 46V44H165ZM261 43H259V44H261ZM41 44H40V46H41ZM57 44L60 46L59 42H57ZM57 44H56V46H58ZM74 44L78 45L77 43H74ZM135 44H134V46H135ZM263 44H264V42L260 46H264ZM79 45L77 46V48L79 47L78 48L79 51L84 52L83 51L84 49H87V51H88L87 47L86 48L84 47L83 49L80 50V48L82 46H79ZM86 45H88V44H86ZM96 45L99 48H101V49H99ZM106 45H107V43H106ZM136 45H138V43ZM40 46H38L36 48L38 49ZM46 46H45V48H46ZM70 46H72V45L70 44ZM20 47H21V45H20ZM32 47L33 48L35 47L34 44H33ZM47 47L50 48L49 46H47ZM66 47H64V48H66ZM124 47L126 49V47H129V46L124 45L122 50L124 49ZM257 47L258 46H256L255 48H257ZM45 48H43V49H45ZM118 48H121V45H119V47L116 48L117 50H113V51L118 53V50H119ZM261 48H264V47H261ZM37 49L34 48V50H37ZM46 49H45V53L47 54L48 51H46ZM51 49H50V51H51ZM56 49H55V52H54L56 57L53 56V57H55L53 59H55L54 61H56V64H58V62L61 61L60 57H62V60L63 59H67L69 57V55L71 54V52H73L71 50V48L70 49L67 48L69 50L65 49V50L60 51L58 53L59 54V57H58V55L56 54V51H57ZM20 50H22V49H20ZM58 50H60L59 47H58ZM111 50L112 49H110V51H108V53H112L113 51L111 52ZM126 50H128V49H126ZM242 50H244V49H242ZM23 51L26 52L27 50H23ZM40 51H41V49H40ZM68 51L69 52L71 51V52L69 53ZM87 51L85 53L86 54L87 53L91 54V55H89L90 57L89 56L88 57H89L90 60L91 59L93 60L94 57L92 58V52L91 51L87 52ZM105 51H106V49H105ZM237 51H239V50H237ZM246 51H247V49H246ZM254 51H257V49L256 50L254 49ZM43 52H44V50H43ZM43 52H41V54H43ZM128 52H131V51L128 50ZM239 52L241 54L245 53V51H244V53L242 51H239ZM21 53H23V52L21 51ZM49 53H51V52H49ZM117 53H116V55H117ZM122 53H124V52H122ZM122 53L120 52V54H122ZM236 53L234 55H236ZM246 53H245V57L244 58H246ZM41 54H40V56H41L40 58L42 60L45 56H42ZM52 54H53V52L51 53V55ZM101 54H103V53H101ZM106 54H107V52H106ZM248 54H249V52H248ZM75 55H77V54H75ZM28 56H30V55H28ZM73 56L74 55L72 54L71 58H75L76 59V56L75 57H73ZM78 56L79 55H77V57ZM81 56H79V58H77L76 60H78V59L80 60ZM236 56L239 57L238 55H236ZM248 56H250V55H248ZM0 57H2V56H0ZM23 57H25L26 59L28 58V57H26V55L23 56ZM23 57L20 58V59H22L21 61H23L25 63L28 60L27 62L29 64L31 63L30 65H26L27 67L29 66L30 69H32L31 67H33V68L35 67V65L34 66L32 65V64L36 63V62L33 63V59L31 61L30 60L31 58L26 60ZM125 57L126 56H124L123 58H125ZM40 58H39V61H41ZM129 58H127V59H129ZM49 59H50V57H49ZM53 59H52V62H53ZM102 59H104V57ZM105 59H106V57H105ZM235 59H237V58H235ZM46 60L44 61L45 63L47 62ZM72 60L71 61L69 60V61L72 62ZM86 60H88V59H86ZM249 60H251V58ZM249 60H247V62H249ZM13 61H15V60H13ZM94 61H96V59ZM101 61H103V60H100V62ZM104 61H103V63H104ZM253 61H255V60H253ZM23 62H22V64H23ZM27 62L25 64H28ZM124 62H125V60H124ZM180 62H184V65L186 67H189L188 70L186 68L182 67V68H184L183 71H189L188 75L185 74V75L182 76L183 71L180 72L181 74L176 73L178 68L181 67V66H177V64L178 63L180 64ZM241 62H242V60H241ZM255 62H257V61H255ZM64 63H65V61L62 63L63 66H65L67 64V63H65V64ZM83 63H84V66H85L86 62H83ZM96 63H98V62H96ZM198 63H200V64H198ZM213 63H215V64H213ZM234 63L236 64L237 62L233 61V65H235ZM242 63H243V65L241 64L242 67L246 66V65L248 66V64H246L245 61L242 62ZM22 64L20 66L26 67V66H23ZM37 64H40L41 66L44 65V63L42 64V62H40V63L37 62L36 63V67H35L36 69L34 68L35 70H37L39 68V65L37 66ZM88 64L89 63L87 61V65ZM94 64H95V62H94ZM136 64L134 65L135 68H136ZM250 64H251V62H249V66H250ZM93 65H91L90 67H92ZM218 65H220V64H218ZM233 65H232V67H233ZM241 65L239 67H241ZM251 65H253V64H251ZM16 66H18V63H17ZM13 67L15 68L14 65H13ZM206 67H207V65H206ZM209 67H211V66H209ZM42 68L43 67H41V69ZM52 68H54V67L51 66L50 70H53ZM236 68H238V67H236ZM30 69H28V72L32 71V70L30 71ZM45 69H46V66H45ZM109 69H111V70H109ZM214 69L216 70V68H214ZM230 69H231V66H230ZM77 70H78V68H77ZM105 70L107 71L106 74H104ZM248 70H247V68L246 69L244 68V72L247 71V73H248ZM42 71H43V69H42ZM196 71H198V70H196ZM216 71H218V70H216ZM235 71L237 73L240 72V71L238 72V70H235ZM231 72H233L232 69H231ZM4 74H5V72H4ZM43 74H46V73L43 72ZM194 74H197V73L195 72ZM220 74H222V73H220ZM32 75H34V77H35L37 74L35 75V73L33 71ZM222 75H224V74H222ZM242 75L245 76V74H243V72H242L241 76ZM26 77L25 76L22 77L23 80L21 79V81H20L21 84H23L22 81H24V79ZM27 78L33 81V78L31 79V77H29V75H28ZM27 78L25 79V81L28 80ZM49 78H51V77L49 76ZM63 78H66V76L64 75ZM141 78L143 80H145V81L146 80L150 81V82H148V83H150V84H148V85H150L149 88H146V87H145V89L137 88V85L141 83V81H140ZM236 78H238V74H237ZM239 78H241V77L239 76ZM170 79H172V81H170L169 84L166 83ZM187 79H189V78H187ZM216 79H218V76H217ZM216 79H214V80H216ZM30 80H29V82H30ZM38 80H39V78H37V81ZM67 80L65 79V81H67ZM32 81H31V84H32ZM145 81H142V82L144 83ZM217 81H216V83H217ZM232 81L234 82V79ZM71 82H72V80L70 81V83ZM212 82H215V81H212ZM13 83H16V82H13ZM236 83H237V80H236ZM25 84L27 85L28 82L27 83L25 82ZM25 84H24V86L21 89L26 87ZM71 84H73V83H71ZM233 84H235V82L232 83L231 85H233ZM242 84H243V82H242ZM5 85L6 84H4V86ZM231 85H230V87H231ZM2 86L3 85H1V87ZM35 86L38 87L39 85L37 84ZM43 86L41 84V87H43ZM37 87H35L34 90L35 89L38 90L39 88L41 90V87H39L38 89H37ZM150 88H152V89H150ZM234 88H236V86L233 87V89H232L233 91L230 90V89H228V90L231 93L232 92H235V93L239 92V90L236 91V90H234ZM237 88H239V86ZM13 89H15V88H13ZM24 90L25 89H23V91ZM30 90H33V88L31 89V87H30ZM2 91H4V90H2ZM28 91H29V89H28ZM229 91H228V93H229ZM211 92H212V89H211ZM214 92H216V91H214ZM221 93H220L221 96H219V97L216 96L215 99L216 98L220 99L221 102H222L221 104H226L225 100H227V98L231 96L230 95L231 93L227 95L225 93V91L223 92V90L221 91ZM235 93H234V95L231 96L232 97L231 99H233L232 101L236 100ZM249 93H252V91L249 92ZM254 93H257V92L255 91ZM260 93H259V95H260ZM139 94H140V96L138 97ZM1 95L2 94H0V96ZM25 95H27V93ZM116 95L119 96V105L117 107L109 109L108 105H106L107 107H105L103 105L104 103H107V101H109L110 98H112V97H114ZM233 96H234V98H233ZM238 96H239V93L237 94V97ZM256 98H258V97H256ZM113 99L111 101H114V104H115L116 101L113 100ZM165 99H168L169 102H166ZM229 99L230 98H228V101H226L227 104L224 105V106H227V108H228V105H229V108H231L230 103H228ZM111 101H109V102H111ZM232 101H230V102H232ZM214 107H215V109H213L214 112L218 113V111H219V113H220L219 108L221 107V105H217V106L215 105ZM223 108L226 109V107H222V111H223L224 115H222L223 117H222V119L221 118L220 119L223 121V125H224L223 130L226 129V131H227V128H228L227 122H226V118L227 117L225 118V116H227L226 112H228V111L224 112ZM247 116L249 117L250 115L247 114ZM247 116L245 114L241 115V117L239 118V122H237L238 124L236 125V128H234L235 129V137L232 136V135H234V133L231 135V137L236 138V136H237L236 134L237 133H238V136H241L240 135V134H242L241 131L247 128L246 126H247L248 122H249V124L251 123L250 122L251 118L249 119ZM220 119H219V123H220ZM120 120H123V123H125V124L121 123L117 127L116 125H118V124H116V123H119L118 121H120ZM69 121H73L74 123H79V124L84 123L83 124L84 127H83V129H78L77 131L73 132V133H75L73 135L70 132V130L66 127V124ZM215 121L217 122L218 120H215ZM217 123H216V125H217ZM250 125H252V124H250ZM71 127H72V125H71ZM75 127H73V129ZM169 129H170V127H169ZM212 129H214V128H212ZM170 131H172V130H170ZM217 133L215 132L214 135H216ZM223 133H224L223 135L226 137L225 132H223ZM172 135H173V133H172ZM227 135H228V133H227ZM176 136H178V135H176ZM219 137H220V135H219ZM219 137H217V138H219ZM211 138L213 139V137H211ZM217 138H216V140L218 142ZM181 139H183V138H181ZM229 139H230V137H229ZM238 140H239V138H238ZM232 141H234V140H232ZM181 142L184 143V141H181ZM194 142H197V140L194 141ZM198 142L196 144H198ZM219 142H218V145H220ZM229 143H231V141ZM154 144L151 145L152 147L154 146L153 148H157V149L161 148L160 150H163V152H162L163 154H161L160 157H162V155L167 156L168 152H165V151H169V149H168L169 145H167L168 143H166V145H164V146L162 144H160V145H162V147H160V145L156 146L158 144L157 142H155ZM196 144H194V145H196ZM57 145L59 147V144H57ZM260 145H261V143H260ZM76 146H77V144H76ZM173 146L174 145H172V147ZM102 147L103 146H100V148H98V149H101ZM174 147L177 148V146H174ZM197 147H198V145H197ZM232 147H233V145H232ZM225 148H226V146H225ZM225 148H223L224 150H222L223 152L221 154L225 153L224 156L226 157V152H224V151L227 150L228 148H226V149ZM157 149L156 150L154 149L155 150L154 153H153V150H150V152L152 151V153H153V154L151 153L153 155V157H154L153 159H155V155L156 156L158 155L157 152H160ZM260 149H261V147H260ZM200 150H202L203 153L206 152L205 154L209 153V155H210L213 152V154L216 153L218 155H217L216 158L214 157L215 155L203 156L205 154H201L202 151H200ZM209 150H210L211 153L209 152ZM239 150L240 149H238L237 151H239ZM232 151L230 153H232ZM61 152H59V153H61ZM98 152H100V150ZM103 152L108 154V151H103ZM103 152H101V153H103ZM110 152H109L108 155H110ZM197 152H198V154H197ZM227 152H229V151H227ZM261 152L263 153L264 150L259 152L260 156L262 155ZM105 153H103L102 155H104ZM240 153L243 154L242 151H240L239 153L237 152L236 154H240ZM259 153H257L258 156H259ZM107 154H106V156H107ZM111 154H113V153H111ZM121 154L122 153L120 152L119 156H124V155H121ZM39 155H43L44 157L47 158V160L45 162L39 161V159H38ZM68 155H65L67 157V159H68ZM257 155H256V157H257ZM52 156H54L53 153H52ZM61 156H63V155H61ZM106 156L105 157L103 156L105 158V160H104L105 162L108 159V157L106 159ZM125 156H124V158H126ZM59 157H58V160H59ZM116 157H118V156H116ZM130 157H131V155H130ZM167 157H169V156H167ZM223 157H222V160H223ZM242 157H245V158H242ZM261 157L264 159V154ZM261 157H257V159L261 158ZM72 158H74V157H72ZM109 159L112 160L111 157ZM118 159H119V157H118ZM160 159H162V158H160ZM163 159H164V157H163ZM206 159H207L208 162H206ZM247 159H249L248 161H250V163L247 161ZM69 160H70V158H69ZM69 160H67V161H69ZM203 160H205V161H203ZM227 160H228V158H227ZM262 160H261L260 164H262V163L264 164V162H262ZM241 161H242V163H241ZM254 161H255V159H254ZM69 162H71V160ZM86 162L88 164H86ZM105 162H104V164H105ZM108 162H109V160H108ZM123 162H125V160L122 161V163ZM217 162H215V163H217ZM247 162L251 165V167H250V165L248 166ZM115 163H118V162L115 161ZM122 163H121V165L125 167V165H123ZM206 163H208V164H206ZM256 163H257V160H256ZM84 164H86V166H88V165L91 166L92 165V163H91V165L89 164L88 160L87 161L85 160V163H83V165ZM242 164H246V165L243 167ZM105 165H107V167H110V164H105ZM111 165L115 167V164L114 165L111 164ZM152 165H154V164H152ZM231 165H233L234 167H239V166L242 165V167L241 168L239 167L240 170L235 171V173H228V170L230 169ZM132 167L134 168V166H132ZM127 169H125V170H127ZM237 169L238 168H236V170ZM154 170H157V169L155 168ZM128 171H129V169H128ZM135 171H137V173H138L137 169ZM7 173H8V176H6ZM131 173H133V172H131ZM192 173H193V175H191ZM230 174H232V175H230ZM91 175H93V176H91ZM88 176H90L91 178H89ZM192 177H194L193 180H192ZM164 182H166V181H164ZM181 182H187V181H181ZM181 182H179V183L181 184ZM93 183L96 184V185H91ZM165 184H168V183H165ZM170 186H171L172 190L174 188L173 191H171ZM181 187L182 186H180V188ZM215 193H218V192H215ZM22 194H23V196L24 195L26 196V199H27L26 206H23V204H22V202L20 200ZM252 194L253 193H251L249 196H251ZM79 198H82L83 204H79L76 201ZM218 198L219 197H217V199ZM220 201H218L219 204L221 203L219 205L218 209H219V212H220L221 215L218 214L219 212L214 211L217 214L215 216L216 217L219 216V218L222 216L224 218V221H225V224H226L225 226H227V223H228V225L230 224L229 226H231L232 223L236 222V219L234 221L231 218V215L233 216V214H235L234 212H232L233 208L228 206L229 203H227L228 205H226L224 202L222 203ZM203 203L204 202H202V204ZM30 204H32L33 206H31ZM196 204H198V203H196ZM199 204H201V203H199ZM201 205H197V206H201ZM211 205H213V204H211ZM187 208H189V207H187ZM189 209H185V210H189ZM214 210H215V208H214ZM156 217H155V219H156ZM173 220H171V222L173 224H175ZM218 220H220V219H218ZM150 221L151 220H149V222ZM144 223H142V225H144ZM178 223L175 224V225H179ZM220 223H222V222H220ZM142 225H141V228L143 227ZM145 225H147V224H145ZM149 225L150 224H148V226ZM154 225H156V224H154ZM165 225L166 224H164V226ZM151 226L152 225H150V227ZM158 226H160V225H158ZM157 227L155 229H157ZM149 228H148V231L150 230ZM225 228L227 229V227H225ZM241 228H243V226ZM158 229H159V227H158ZM158 229L156 230L157 232L159 230L163 229V228L160 227V229L159 230ZM131 230H133V229L131 228ZM241 230L244 231V229H241ZM109 231H111V230H109ZM151 232H154V230H151ZM176 232H177V230H176ZM228 232L229 231H227V233ZM231 232H233V231H231ZM234 232L236 233V231H234ZM149 233H150V231H149ZM160 233H161V235L163 234V232H160ZM160 233L158 232L157 236H159ZM178 233H179V230H178ZM202 234H203V232H202ZM209 234H210V232H208L206 235H209ZM149 235L150 234H148L147 237ZM224 235H225V233H224ZM114 236H116V239L118 237V240L115 239V241H114ZM133 236H134V234H133ZM160 236L156 239V242H157L158 239H160ZM229 236H227V235H225V237L223 236L224 238H222V239H224V240H222L221 238H219V239H221L220 241H225L226 242V239ZM148 238H150V237H148ZM119 239L121 241H119ZM132 239L134 241H136L137 237H136V239H134V238H132ZM133 240H130V241H133ZM152 240H153V238H152ZM203 240L204 239H202V241ZM80 241L78 243H80ZM142 241H147L148 243L150 242V243H152V245L154 244V242L153 241H149V239H145V238L143 239L142 238ZM102 242H104V239H103ZM81 243H83V242L81 241ZM114 243H109L111 248H112L111 244H114ZM123 243H124V241H123ZM130 243H128V244H130ZM148 243H146V244H148ZM106 244H104V245H106ZM168 244L169 243H167V246H165V247H168ZM182 244H184V243H182ZM205 244H202V246L200 248L201 252L204 251V250L206 251V249H207L206 247L207 246L205 247L206 249L202 248ZM219 244H221V242ZM73 245H74V243H73ZM73 245H72V247H73ZM118 245H115V246L117 247ZM130 245H131V248H128V249H130L132 251H131V253H129L130 251H127L128 254H130V255H128L127 252H125L124 255L127 254L128 256H132L134 258L135 256L131 255V254H133L135 252V250H134L135 248H132V243ZM136 245H138V244L136 243ZM115 246L113 245V247H114L113 251L116 248ZM156 246L157 245H155V247ZM170 246H173V245H170ZM179 246H182V245H179ZM179 246L177 248V253L179 252L178 249H181V248H179ZM211 246H209V247H211ZM104 247H106V249H107L109 246L108 247L104 246ZM110 247H109V249H110ZM119 247H120V245H119ZM119 247L117 248V250L119 249ZM141 247H142V249L139 246L140 252H141V250L145 249V248H143V246H141ZM149 247H151V246H149ZM157 248H158V246H157ZM159 248H161V247H159ZM186 248L187 247H185L184 249H186ZM162 249L163 248L158 249V250L160 251ZM184 249H182V250H184ZM111 250L112 249H110V251ZM117 250H116V252L118 253ZM133 250H134V252H133ZM207 250H209V249H207ZM163 251H165V249ZM51 252H54V251H50L49 253H51ZM144 252H146V251L144 250ZM197 253H198V251H197ZM146 254L147 253H145V255ZM39 257H40V255H39ZM32 259H30V262H32L31 261ZM134 259L137 260L136 257ZM147 259H148V255H147ZM254 260L256 261L255 262L256 264H260L259 259H257L255 257ZM26 262L28 263L29 261H26Z\"/></svg>","mask_w":264,"mask_h":264}]
</instances>
